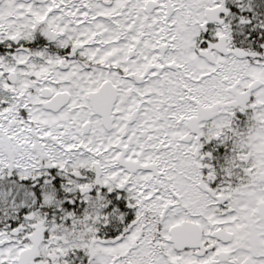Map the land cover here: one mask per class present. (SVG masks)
I'll return each mask as SVG.
<instances>
[{"label":"snow or ice","instance_id":"6c2138e0","mask_svg":"<svg viewBox=\"0 0 264 264\" xmlns=\"http://www.w3.org/2000/svg\"><path fill=\"white\" fill-rule=\"evenodd\" d=\"M0 264H264V0H0Z\"/></svg>","mask_w":264,"mask_h":264}]
</instances>
